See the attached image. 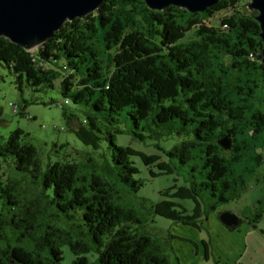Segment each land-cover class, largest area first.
Segmentation results:
<instances>
[{"label": "trees", "instance_id": "16d2710c", "mask_svg": "<svg viewBox=\"0 0 264 264\" xmlns=\"http://www.w3.org/2000/svg\"><path fill=\"white\" fill-rule=\"evenodd\" d=\"M242 6L220 0L191 13L105 0L34 50L0 36V66L19 88L23 78L38 91L61 79L75 106L64 111L69 129L90 149L80 161L53 144L44 167L28 133H11L1 154L29 180L0 177V264H62V244L72 264H90L91 252L99 264H174L167 239L148 232L130 199L147 179L175 175L149 210L183 225L243 196L245 176L263 161L264 63L258 11ZM175 198L192 200L191 213Z\"/></svg>", "mask_w": 264, "mask_h": 264}, {"label": "rangeland", "instance_id": "374dc122", "mask_svg": "<svg viewBox=\"0 0 264 264\" xmlns=\"http://www.w3.org/2000/svg\"><path fill=\"white\" fill-rule=\"evenodd\" d=\"M250 2L251 0H241L243 6L248 3L246 8L252 12L249 9ZM230 12V9L215 11L210 19L211 24L221 26V20ZM18 79L19 76L9 67L0 66V177L3 181H7L8 178L21 179L23 185L29 178L15 169L12 157L1 154L14 130L22 129L23 132L28 133L23 141L36 146L44 167L49 157L54 154L53 144H57V149L62 143H66L67 146L61 151L80 161L88 155L90 149L83 145L81 139L69 129L72 123L64 115V111L68 113L74 110L75 106L61 107L57 103L49 104L50 100L59 102L64 99L60 91L61 79L55 81L54 88L42 87L39 91L26 87L25 78L22 79L23 83L19 88ZM12 103L19 104L23 112L14 113L10 106ZM257 151L262 154L263 161L259 167L254 163L253 173L245 176L247 190L243 196L231 204L218 206L219 210H233L239 214L242 223L234 230H229L226 225L219 223L218 214L208 209L207 218L202 219L203 221L198 219V227L181 224L177 228V233L198 241V244H201L200 238H204L210 245V261L202 264H234L235 262L236 264H263L261 260L264 257V139L260 141ZM90 155L102 163V158L97 153L93 152ZM174 176L162 175L149 178L139 192L132 194L130 198L138 210L144 214L146 220L144 224L148 227V232L161 239H167V232L170 230L174 232L176 225H172L173 222L164 216L152 213L149 207L166 198L160 190L163 187L172 186L175 183ZM177 178L182 183L183 176H177ZM173 200L182 204L187 212L191 213L194 203L192 200L182 198ZM212 200L210 198V201ZM1 207H3L2 199H0ZM257 214L261 217L254 221ZM185 243L189 242L177 239L175 249L180 246L184 250ZM61 249L64 256L62 264H72L75 255L67 245L62 244ZM241 249L243 253L240 256L238 253ZM89 257L90 264H99L98 254L91 252Z\"/></svg>", "mask_w": 264, "mask_h": 264}, {"label": "water", "instance_id": "95a60500", "mask_svg": "<svg viewBox=\"0 0 264 264\" xmlns=\"http://www.w3.org/2000/svg\"><path fill=\"white\" fill-rule=\"evenodd\" d=\"M152 10L163 11L174 5L188 9L189 12H204L220 0H144ZM105 0H0V36L10 39L27 50H34L44 44L59 31L66 21L86 18L96 11ZM251 11H258L255 19L260 23V36L263 40L264 63V0H251ZM264 105V102H263ZM229 148V138L222 140ZM219 220L228 228L242 223L241 218L232 211L224 210Z\"/></svg>", "mask_w": 264, "mask_h": 264}, {"label": "crops", "instance_id": "0c3cea01", "mask_svg": "<svg viewBox=\"0 0 264 264\" xmlns=\"http://www.w3.org/2000/svg\"><path fill=\"white\" fill-rule=\"evenodd\" d=\"M232 212H233V210H232ZM234 213L237 214L236 212H234ZM237 215L239 216V214H237ZM239 217L241 218V216H239ZM206 218H202V219H206ZM217 219H218L219 223L223 224L219 220V218H217ZM207 223H209V219H207ZM181 224L182 223L173 222L172 225H176L175 226L176 229L174 230V232H172L171 230L169 232H167V242L170 245L169 246L171 249L170 254H171V258L173 260V263L174 264H202L203 262H209L210 261V253H209L210 245H208L206 243L204 238H200L199 241L201 244H198V241L177 233V228L179 227V225L181 226ZM183 226L195 227L196 225H183ZM196 227H198V225ZM229 230H234V229L229 228ZM177 239H179L181 241L185 240L186 242H189L190 244L185 243L184 250H182L180 246L175 249ZM176 250H177L178 254H177ZM242 253H243V250L242 249L239 250L238 254L240 256L242 255ZM261 261L264 264V257L262 258ZM236 263L237 262H235L234 264H236Z\"/></svg>", "mask_w": 264, "mask_h": 264}, {"label": "built area", "instance_id": "2783aa9c", "mask_svg": "<svg viewBox=\"0 0 264 264\" xmlns=\"http://www.w3.org/2000/svg\"><path fill=\"white\" fill-rule=\"evenodd\" d=\"M57 104H58L59 106H61V107H64L65 105H69V101H68L67 99H65V100H63V101H59V102H57ZM10 106L12 107L11 109H12V111H13L14 113H17V112L19 111V109H20L19 104H16V103H12V104H10Z\"/></svg>", "mask_w": 264, "mask_h": 264}]
</instances>
